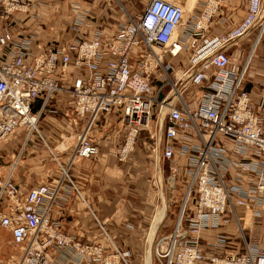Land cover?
<instances>
[{"label": "built area", "instance_id": "obj_1", "mask_svg": "<svg viewBox=\"0 0 264 264\" xmlns=\"http://www.w3.org/2000/svg\"><path fill=\"white\" fill-rule=\"evenodd\" d=\"M145 2L113 31L74 2L73 36L35 47L52 25L43 21L28 31L12 25L38 0H0V142L18 129L37 133L62 168L54 187L42 182L26 192L12 172L0 177V224L17 248L0 264H63L52 246L103 264H131L127 250L83 242L50 215L65 181L79 191L40 126L43 107L63 89L71 93L77 125L71 161L98 156L93 130L114 113L126 129L118 158L127 159L143 133L151 162L162 173L167 166L168 178L182 186L178 236L162 264H264V125L245 86L248 61L238 67L230 55L242 36L264 27V0H248L245 16L224 30L211 23L220 0H198L187 18L186 0ZM189 46L188 60L175 65ZM37 98L43 105L34 110ZM237 204L251 216L232 234L222 227L239 220ZM206 229L217 230L212 240L204 238Z\"/></svg>", "mask_w": 264, "mask_h": 264}, {"label": "crops", "instance_id": "obj_2", "mask_svg": "<svg viewBox=\"0 0 264 264\" xmlns=\"http://www.w3.org/2000/svg\"><path fill=\"white\" fill-rule=\"evenodd\" d=\"M77 1L99 23V0H38L40 5H33L28 13L16 14L20 20L12 28L16 31L34 30L36 25L45 21L53 29L42 31L34 41L35 47L38 41L53 38L67 41L74 34L73 3ZM247 5L248 0H220L219 9L212 17L213 28L224 30L238 23L245 16ZM256 34L257 30H251L242 36L236 45L230 47V55L232 63L238 67L249 60L245 86L251 92L253 104L260 112L264 125V33L257 43ZM191 51L190 46L186 48L176 57L175 65H179L180 60H188ZM42 105V99L37 98L33 109L39 110ZM72 109L71 93L63 89L43 107L40 120L49 145L56 151L62 164L69 167L79 188V191L75 190L69 181H65L50 215L60 221L65 232L77 239L101 243L107 252L127 250L131 264H146L147 237L154 214L162 203L157 199V190L150 191L151 173L159 169L151 162L148 150L141 144L142 137L128 160L117 158L114 151L123 131L116 123L114 113L105 114L99 127L93 130L100 146L99 155L71 161L70 154L77 142V125L73 122ZM9 172H12L22 192L42 182H50V186L54 187L62 176L61 165L53 159L50 149L39 135H29L24 129H18L9 139L0 142V177ZM160 194L164 195L161 190ZM238 209L244 216L245 224L249 220V208L240 206ZM165 221L159 227L157 240L162 234H167L166 231L162 233ZM234 227V224L225 225L223 229L232 232L235 231L232 229ZM208 230H204V234L210 238L213 230ZM167 239L156 240V249L164 242L167 247ZM51 253L63 264H103L88 256L81 258L71 247L52 246Z\"/></svg>", "mask_w": 264, "mask_h": 264}, {"label": "rangeland", "instance_id": "obj_3", "mask_svg": "<svg viewBox=\"0 0 264 264\" xmlns=\"http://www.w3.org/2000/svg\"><path fill=\"white\" fill-rule=\"evenodd\" d=\"M146 0H99V26L105 28L106 30L113 31L119 24L127 21L129 19V15L127 13H131L133 16L138 15L139 12H141L145 6ZM187 1V10H191L195 4V0H186ZM58 10V8H57ZM189 13V12H188ZM254 30H257L256 28ZM261 28L257 30L256 36H259ZM256 40V37H255ZM177 58L174 59L176 61ZM41 126V125H40ZM120 131H123L121 141L123 140V135L125 134V128H120ZM143 138L141 144L145 146V148L148 150L147 141L144 139L145 136L139 137ZM138 141V143H139ZM119 143V144H120ZM138 143L136 145V148L138 146ZM66 143H63V145ZM118 144V145H119ZM45 145V144H44ZM62 146V145H61ZM164 167V172L161 171H153L152 177L150 179V191L157 190V199L158 201H161L162 209H164V221L163 224V231L167 232V234H162L158 237V240L165 237L167 239V236L172 230L174 229V226L176 224V213L180 209V205L182 202L183 197V188L180 185H176L175 183L172 185V183L168 179V170L167 166ZM161 178V180L159 179ZM157 179L158 182H157ZM159 190H161L164 195H159ZM4 199L8 200L10 199L8 195H4ZM12 200V199H11ZM193 205V203L191 204ZM159 207L157 208L156 212L158 211ZM171 210V211H170ZM239 212V209H238ZM163 215V216H164ZM248 216V213H247ZM167 218V219H166ZM239 218L244 225L243 218L244 216L239 212ZM163 221V222H164ZM247 222H245L246 224ZM235 231H228L230 233L236 232L235 227L232 228ZM171 230V231H170ZM226 230V229H225ZM204 237H206L204 235ZM157 240V239H156ZM156 240L154 244L152 245L151 253H152V260L153 264H162L163 261H165V257L162 256L163 253H165V242L163 244H160V246L156 249ZM157 240V241H158ZM17 252V248L12 242V235L8 227L2 226L0 224V258L4 261L9 260V257L11 254ZM161 254V255H160ZM206 264V263H203Z\"/></svg>", "mask_w": 264, "mask_h": 264}, {"label": "bare ground", "instance_id": "obj_4", "mask_svg": "<svg viewBox=\"0 0 264 264\" xmlns=\"http://www.w3.org/2000/svg\"><path fill=\"white\" fill-rule=\"evenodd\" d=\"M198 0H195V3L197 2ZM188 4V3H187ZM187 4H186V12H185V18H187V16L189 15V13H190V11L189 10H187L188 8H187ZM195 5V4H194ZM189 12V13H188ZM264 33V27H261V30H260V32H259V36H256V40H255V43H257V41L260 39V37L262 36V34ZM247 61H249V60H247ZM246 61V62H247ZM248 70V69H247ZM176 73L178 74V75H180L181 74V72L179 71V70H176ZM125 134H126V129H125ZM125 134L123 135V139H124V137H125ZM123 141V140H122ZM139 141V140H138ZM122 143V142H121ZM120 143V144H121ZM137 143L138 142H136L135 143V146H134V151H135V149H136V145H137ZM120 144L116 147V149L120 146ZM116 149H115V151H116ZM74 150V149H73ZM115 151H114V153H115ZM133 151V152H134ZM73 152V151H72ZM72 152H71V154H72ZM133 152L129 155V157L133 154ZM71 154H70V158H71ZM99 155V154H98ZM116 155V154H115ZM117 156V155H116ZM129 157L127 158V159H125V160H128L129 159ZM117 158H118V156H117ZM119 159V158H118ZM119 160H121V159H119ZM169 179V181L172 183V185L175 183V179L173 178V177H169L168 178ZM240 206H243V205H240V204H237L236 205V211H237V214H238V217H239V212H238V207H240ZM159 207V209H158V211L157 212H155V214H154V219H153V223H152V227H151V230H150V233H149V235H148V237H147V248H146V264H153V260H152V253H151V249H152V245L154 244V242H155V240L157 239V233H158V230H159V227H160V225L163 223V221H164V218H165V215H164V209H162V206L160 207V206H158ZM250 211V210H249ZM164 215V216H163ZM250 216H251V212L249 213V216H248V218L250 219ZM246 222L248 223V221L246 220ZM232 224H234L235 225V229H236V232H234V233H232V234H239V230H238V228H239V224H242V222H241V220H240V218H239V220L237 219H233L229 224H227V225H232ZM223 228V227H222ZM209 230H213V234H212V236H210V238H207V237H204L206 240H212L213 239V237H214V235H215V233H216V229H209ZM208 230V231H209ZM210 234V233H209ZM205 235V234H204ZM177 236H178V231L174 228V231H173V233L168 237V239L167 240H165V241H168V244H167V247H166V249H165V251H168V252H170L171 253V250H172V247H173V245H174V243H175V241H176V239H177ZM206 236V235H205ZM166 239V238H165ZM117 250V249H116ZM167 252V253H168ZM161 255V254H160ZM166 254H164L163 253V255L162 256H165ZM169 255V254H168ZM169 258H170V256H168V259H167V261L169 260ZM145 259V258H144ZM3 260V259H2ZM203 263H206V264H208V262L207 261H202V262H198V264H203Z\"/></svg>", "mask_w": 264, "mask_h": 264}]
</instances>
